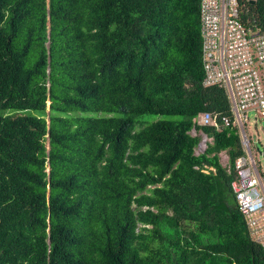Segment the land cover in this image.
I'll use <instances>...</instances> for the list:
<instances>
[{
    "label": "trees",
    "instance_id": "16d2710c",
    "mask_svg": "<svg viewBox=\"0 0 264 264\" xmlns=\"http://www.w3.org/2000/svg\"><path fill=\"white\" fill-rule=\"evenodd\" d=\"M204 76L200 0H0V264H264Z\"/></svg>",
    "mask_w": 264,
    "mask_h": 264
},
{
    "label": "built area",
    "instance_id": "2783aa9c",
    "mask_svg": "<svg viewBox=\"0 0 264 264\" xmlns=\"http://www.w3.org/2000/svg\"><path fill=\"white\" fill-rule=\"evenodd\" d=\"M243 12L241 0H200L203 84L226 90L230 113L200 111L192 119L191 134L200 139L195 154L202 155L223 127L239 133L244 154L235 161L231 185L250 235L264 247V175L247 126L250 112L264 116V31Z\"/></svg>",
    "mask_w": 264,
    "mask_h": 264
},
{
    "label": "rangeland",
    "instance_id": "374dc122",
    "mask_svg": "<svg viewBox=\"0 0 264 264\" xmlns=\"http://www.w3.org/2000/svg\"><path fill=\"white\" fill-rule=\"evenodd\" d=\"M163 115L157 114H146L144 116L146 123L150 121L157 120L159 118H163ZM257 119V124L255 120ZM250 124H248V135L251 139L252 147L256 152H258V160L261 165V170L264 175V116L258 114L255 116V112H250ZM258 149V150H257ZM221 163L224 166L229 167V154L226 150L220 152Z\"/></svg>",
    "mask_w": 264,
    "mask_h": 264
},
{
    "label": "crops",
    "instance_id": "0c3cea01",
    "mask_svg": "<svg viewBox=\"0 0 264 264\" xmlns=\"http://www.w3.org/2000/svg\"><path fill=\"white\" fill-rule=\"evenodd\" d=\"M220 162H221V157H220Z\"/></svg>",
    "mask_w": 264,
    "mask_h": 264
}]
</instances>
